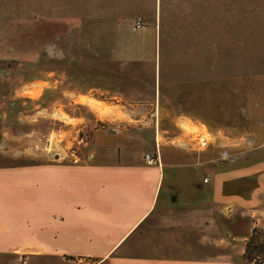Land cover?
Segmentation results:
<instances>
[{"label": "crops", "instance_id": "crops-1", "mask_svg": "<svg viewBox=\"0 0 264 264\" xmlns=\"http://www.w3.org/2000/svg\"><path fill=\"white\" fill-rule=\"evenodd\" d=\"M155 28L145 30L146 43L139 45L147 60L158 46ZM222 61L198 63L218 74L175 81L170 109L163 84H157L153 115L175 118L172 138L151 124L116 123L93 128L90 157L83 162L51 159L0 168V255L18 252L24 239L34 258L257 264L243 255L258 224L232 232L217 216L250 212L261 203L260 177L243 173L239 156L245 149L264 150V72L229 74L221 71ZM131 112L146 116L145 110ZM186 120L209 127L207 148L190 141ZM156 149L159 162L148 164L145 155ZM223 158L229 161L219 163Z\"/></svg>", "mask_w": 264, "mask_h": 264}, {"label": "rangeland", "instance_id": "rangeland-1", "mask_svg": "<svg viewBox=\"0 0 264 264\" xmlns=\"http://www.w3.org/2000/svg\"><path fill=\"white\" fill-rule=\"evenodd\" d=\"M139 18L145 25L135 30ZM153 26L158 46L147 60L138 50ZM219 56L226 73L264 72V0H0V168L83 162L93 128L116 123L151 124L174 137L175 118L153 115L157 84L170 109L173 83L219 72L198 68L218 65ZM183 126L193 139L210 131L189 120ZM239 157L243 173L260 177L261 203L250 212L219 211V224L232 232L264 227V150L245 149ZM22 241L18 252L0 255V264H67L31 257L35 249Z\"/></svg>", "mask_w": 264, "mask_h": 264}, {"label": "trees", "instance_id": "trees-1", "mask_svg": "<svg viewBox=\"0 0 264 264\" xmlns=\"http://www.w3.org/2000/svg\"><path fill=\"white\" fill-rule=\"evenodd\" d=\"M244 258L248 262L264 264V227L255 226L245 243Z\"/></svg>", "mask_w": 264, "mask_h": 264}, {"label": "built area", "instance_id": "built-area-1", "mask_svg": "<svg viewBox=\"0 0 264 264\" xmlns=\"http://www.w3.org/2000/svg\"><path fill=\"white\" fill-rule=\"evenodd\" d=\"M143 25H145V23L143 22L142 19H137L134 22V29L135 30H139L142 29ZM194 142H197L198 145L200 146H204L208 143V139L205 136H195L194 140H192ZM156 155H151V153H148L145 155V159L147 161L148 164H155L157 162H159V155L158 152L155 153ZM208 178H204V181H207ZM67 261V264H97L96 261L91 260V259H86V258H65Z\"/></svg>", "mask_w": 264, "mask_h": 264}, {"label": "bare ground", "instance_id": "bare-ground-1", "mask_svg": "<svg viewBox=\"0 0 264 264\" xmlns=\"http://www.w3.org/2000/svg\"><path fill=\"white\" fill-rule=\"evenodd\" d=\"M89 103H90V102H89ZM93 103H94V102H92V104H93ZM90 104H91V103H90ZM92 104H91V105H92ZM93 105H94V104H93ZM99 105H100V104H99ZM99 105H98V106H99ZM186 126H187V125H186Z\"/></svg>", "mask_w": 264, "mask_h": 264}]
</instances>
